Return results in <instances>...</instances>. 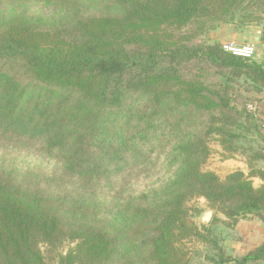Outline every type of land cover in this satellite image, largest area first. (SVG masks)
<instances>
[{
  "label": "trees",
  "instance_id": "16d2710c",
  "mask_svg": "<svg viewBox=\"0 0 264 264\" xmlns=\"http://www.w3.org/2000/svg\"><path fill=\"white\" fill-rule=\"evenodd\" d=\"M238 11L263 21L264 0H0V264H188L191 240L264 258L226 255L187 206L264 223L261 150L204 169L211 142L263 138L264 64L204 40Z\"/></svg>",
  "mask_w": 264,
  "mask_h": 264
},
{
  "label": "crops",
  "instance_id": "0c3cea01",
  "mask_svg": "<svg viewBox=\"0 0 264 264\" xmlns=\"http://www.w3.org/2000/svg\"><path fill=\"white\" fill-rule=\"evenodd\" d=\"M248 34H249L247 38L248 41L256 45L255 46L256 51H255V55L253 56V59L256 60L257 62L264 64V40L263 42L261 41V39L264 38V26L263 27L255 26V28L250 27ZM257 48L259 49V51L257 50ZM257 97L260 98L261 100H264V90L259 92L257 94ZM252 123H254V120L252 121ZM259 129L263 134V138H259L258 140L253 142L252 149H258L264 153V125H260ZM214 148H215L214 152L219 158V161L218 163L215 164L211 163L212 165L219 167L221 166L222 168L224 167L227 170V172H230L235 169H240L244 173L248 172L245 158L249 150L239 149V153L235 154L234 157L228 159H222L220 146L217 143H215ZM212 156H213V151L211 149V154L205 164L206 165L205 168L207 170H212L215 173H217V170H214L211 166L208 165L209 161L212 160ZM256 166L264 170V160L257 161ZM251 181L254 187H258L262 183V180L257 176L251 177ZM216 216L218 218L224 219V216L219 213ZM221 225L223 226L224 233L221 236L222 246L221 245L220 246L223 248L226 255L233 257H242L248 252L256 249L258 246L264 244V223L257 217L248 216V217L239 218L236 224L232 227H227L224 226L223 224ZM196 244H197V249L199 248V245H203L198 242H196ZM190 251H191V255H193V252L195 251L197 255H202L200 250L190 249ZM212 251L214 254L215 251L214 250ZM204 254H206V252ZM213 254H209V256ZM231 263L232 262L225 264H231ZM210 264L213 263L210 261ZM247 264H264V258H261L259 260L249 261Z\"/></svg>",
  "mask_w": 264,
  "mask_h": 264
},
{
  "label": "rangeland",
  "instance_id": "374dc122",
  "mask_svg": "<svg viewBox=\"0 0 264 264\" xmlns=\"http://www.w3.org/2000/svg\"><path fill=\"white\" fill-rule=\"evenodd\" d=\"M242 11H238L235 13L234 18L230 22H222L215 25L214 28L208 30L206 34L204 35V40L207 43H217L219 45H223L226 42H232L236 45L251 43L248 41V31L251 28H255V26H264V20L257 22V23H247L243 24L240 20ZM264 38L261 39L263 42ZM253 44V43H252ZM254 45V44H253ZM256 45H254L255 51H256ZM258 46V45H257ZM259 51V49L257 48ZM255 55V52H254ZM253 55V56H254ZM253 59V57H252ZM241 132V131H240ZM238 140L239 149L242 150H251L253 148V142L259 139L258 136L255 135H248L246 133H243ZM215 141L211 142V149L213 151L212 160L209 161V166H211L214 170H217V174L220 177H223L227 172V170L223 167L212 165L213 163H218L219 158L217 157L214 148ZM212 163V164H211ZM206 166V165H205ZM204 166V169H206ZM187 206L189 208V216L190 218L200 226H206L211 232L212 236L215 237L217 243L222 246V240L221 236L224 233L223 226L219 223H213L211 222L213 218V210L207 208L205 204V200L203 198H193L187 202ZM198 210V211H197ZM211 210L212 215L207 223L202 224L201 221L198 219V217L202 214V212ZM199 222V224H198ZM184 246H186L189 249L194 250H200L202 255H197L196 251L193 252V255H190V260L188 264H210V261L206 258H203L205 256V252L209 256V254H213L212 248L210 245H199V248L197 249V244L195 241H186L183 243ZM74 246L73 242L65 241L59 248V251L62 253H65L67 250L72 248ZM41 250L45 251V246L41 245ZM50 258V257H48Z\"/></svg>",
  "mask_w": 264,
  "mask_h": 264
},
{
  "label": "built area",
  "instance_id": "2783aa9c",
  "mask_svg": "<svg viewBox=\"0 0 264 264\" xmlns=\"http://www.w3.org/2000/svg\"><path fill=\"white\" fill-rule=\"evenodd\" d=\"M222 48L236 56L244 57V58H252L255 52L254 45L252 43H246L241 45H236L232 42H226L221 45ZM256 103H248L247 109L248 111L255 113L256 111Z\"/></svg>",
  "mask_w": 264,
  "mask_h": 264
},
{
  "label": "water",
  "instance_id": "95a60500",
  "mask_svg": "<svg viewBox=\"0 0 264 264\" xmlns=\"http://www.w3.org/2000/svg\"><path fill=\"white\" fill-rule=\"evenodd\" d=\"M211 215H212V211L207 210V211L202 212V214L198 217V219L201 221L202 224H205L208 222ZM198 224H199V222H198Z\"/></svg>",
  "mask_w": 264,
  "mask_h": 264
}]
</instances>
